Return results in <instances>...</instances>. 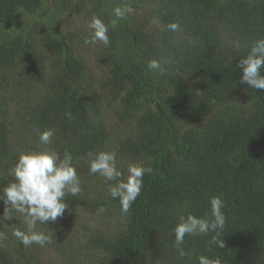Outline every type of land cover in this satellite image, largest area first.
<instances>
[{"label":"trees","instance_id":"1","mask_svg":"<svg viewBox=\"0 0 264 264\" xmlns=\"http://www.w3.org/2000/svg\"><path fill=\"white\" fill-rule=\"evenodd\" d=\"M124 2L0 0V190L47 129L82 187L56 222L37 223L52 237L44 247L13 235L23 214L0 222V264H264V90L241 84L237 67L264 38V0H127L134 11L110 45H85L91 17L110 23ZM150 59L164 70L150 72ZM90 151H115L125 179L130 164L152 168L127 214L114 182L89 173ZM213 196L225 203V247L215 233L186 236L180 257L178 216L210 214Z\"/></svg>","mask_w":264,"mask_h":264},{"label":"clouds","instance_id":"2","mask_svg":"<svg viewBox=\"0 0 264 264\" xmlns=\"http://www.w3.org/2000/svg\"><path fill=\"white\" fill-rule=\"evenodd\" d=\"M134 9L125 0L124 3L116 5L111 12L110 23H105L97 15H93L88 22L91 32L85 37V45H95L102 43L110 45V28L117 27L120 21L126 19ZM171 32L181 31V25L177 22L167 25ZM234 47L239 50L240 42H234ZM248 51L239 61L237 67L242 70L241 84H247L255 90H264V38L256 39L247 46ZM167 63V62H165ZM150 72H162L161 61L150 59L147 62ZM68 119H72L71 112L65 114ZM54 130L47 129L40 133L39 142L44 147L22 153L11 174L14 181L9 182L0 190V201L4 204V211L0 216V222L15 219L17 213L26 217V230L16 229L13 235L25 247L33 244L44 247L51 243L52 237L43 231H37V223L48 224L56 222L62 217L68 208L66 197L77 196L82 192L81 180L78 175L77 165L74 163L72 154L64 151L60 152L50 147ZM89 173L103 177L106 182L114 183L108 186V193L112 199H118L120 209L123 214H127L132 204L140 196L144 187V176L151 174L152 168L142 164H130L127 168V177L123 178V173L117 165V153L115 151H90L88 154ZM210 214L198 217L191 213L186 216L181 214L177 218L174 228V244L180 257L188 256L182 245L186 236L208 235L212 236L210 243L219 248H224L225 243L220 239L227 217L223 211L225 203L219 196L210 198ZM106 212L101 207L99 214ZM7 239L5 233L0 232V244ZM198 264H222V260L217 257L209 258L205 255L198 257Z\"/></svg>","mask_w":264,"mask_h":264},{"label":"rangeland","instance_id":"3","mask_svg":"<svg viewBox=\"0 0 264 264\" xmlns=\"http://www.w3.org/2000/svg\"><path fill=\"white\" fill-rule=\"evenodd\" d=\"M50 258L53 259V260H56V257L53 256V255H51Z\"/></svg>","mask_w":264,"mask_h":264}]
</instances>
